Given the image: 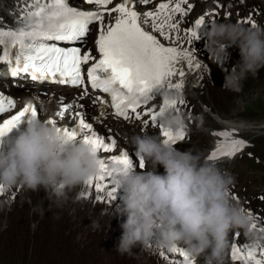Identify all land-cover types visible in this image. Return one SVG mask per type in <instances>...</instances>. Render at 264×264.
<instances>
[{"label": "clouds", "instance_id": "1", "mask_svg": "<svg viewBox=\"0 0 264 264\" xmlns=\"http://www.w3.org/2000/svg\"><path fill=\"white\" fill-rule=\"evenodd\" d=\"M204 36L212 64L224 72L223 89L241 92L243 81L264 68V28L214 22ZM232 46L239 48L241 60L229 71L225 65ZM162 95L169 104L184 99L179 90ZM163 127L172 132L185 129L183 114H166ZM131 142L136 156L152 168L137 172L133 167H113V182L124 193L119 215L127 217L117 251L130 253L137 244L148 249L154 243L168 252L183 246L194 258L203 256L205 264H226L231 255L229 233L237 229L248 232L252 249L264 247V228H253V218L234 201L235 178L222 172L210 156L180 151L159 135H136ZM103 162L90 144L69 140L47 120L34 118L7 149L0 147V186L5 191L43 189L49 199L63 204L69 193L102 174ZM158 166L164 174L157 172ZM80 196L77 193L76 200Z\"/></svg>", "mask_w": 264, "mask_h": 264}, {"label": "snow or ice", "instance_id": "2", "mask_svg": "<svg viewBox=\"0 0 264 264\" xmlns=\"http://www.w3.org/2000/svg\"><path fill=\"white\" fill-rule=\"evenodd\" d=\"M88 3L97 6H107L112 0H87ZM147 4L149 0H141ZM188 0H179L174 7L170 8L169 3H160L155 12L148 11L143 14L133 10L130 0H123L112 11L119 13L114 26H103V15L97 12H86L77 10L71 6L69 0H26L24 27L18 31L0 29V63H6L12 77L26 74L32 81L51 80L61 84L72 86L84 85V76L81 65L87 64L92 58L90 53L81 56L77 47L64 48L56 42H74L80 40L90 31L89 25L100 21L101 30L97 40L100 59L87 71V77L91 88L108 94L111 97V105L116 116L125 120L130 118V113L135 114L137 120L142 114L151 116V121L159 125L162 135L167 143L175 144L185 138L183 131L173 133L165 129L161 120L166 114H173L177 110L175 102L169 104L166 100L164 107L158 112L150 107L138 111L142 106L148 105L155 96L166 91L179 90L183 86L180 78L185 77V71H178L176 65L180 61H186L185 68L193 66V55L190 51L179 46V23L173 22L174 14L187 15L181 4H187ZM156 32L161 33L166 40H173L170 33L176 32L175 43L171 46H164L156 36L145 31L142 24L149 20ZM252 27L256 25L251 24ZM204 16L196 20L195 26L186 30V34L192 39L199 41L206 31ZM199 68V64L195 65ZM176 77L177 79H173ZM84 95H87L85 88ZM96 100H101L96 97ZM101 102H103L101 100ZM183 103V102H181ZM16 107L15 102L0 94V114H4ZM79 107H82L80 105ZM72 105L65 104L61 99V107L56 113L61 121L67 119L78 120L77 127H59L55 120H49L51 126L58 130L69 140H82L90 144L97 152L110 153L116 146V141L106 142L105 139L97 136L90 123H86L84 116L79 111L69 114ZM38 109L34 106H25L10 119L0 123V147L4 144V138L14 129H19L22 124L37 118ZM66 114L67 115L66 117ZM86 132L78 139V134ZM233 131H222L214 133L220 139L216 150L210 158L233 157L246 148L247 142L233 138ZM145 167L144 161L140 160L134 164L133 158L125 152L114 156L108 163L101 165L102 174L88 183L98 193H104L109 187L105 183L113 177V167ZM115 185V184H114ZM0 186V193L3 192ZM116 185L107 192L113 200ZM255 228L256 224L253 223ZM241 235H243L241 233ZM246 254L241 252L239 247L233 249V259L248 264H264V260L256 258V250L245 245ZM185 261L188 254L176 249Z\"/></svg>", "mask_w": 264, "mask_h": 264}, {"label": "rangeland", "instance_id": "3", "mask_svg": "<svg viewBox=\"0 0 264 264\" xmlns=\"http://www.w3.org/2000/svg\"><path fill=\"white\" fill-rule=\"evenodd\" d=\"M213 79L214 81L209 79L207 82L208 92L204 96V101L216 106L215 112L222 114V118L225 119L223 121L256 126L264 134V68L255 76L251 75L246 79L247 83L241 92H232L229 96H225L228 91L221 85L219 72H216V77ZM213 84L217 85L219 91L214 90ZM209 121L206 128H219L211 117ZM219 122L222 124V121ZM252 129L257 132L254 127ZM253 130L247 132H254ZM261 139L255 141L262 143ZM212 143L213 138L206 133L205 138H202L201 134L197 135L195 142L189 146L202 150L209 149ZM260 154L264 162V151ZM254 168L256 172H263L260 166ZM251 176L255 181L249 179V189L258 194L264 189V176L261 178H256V175ZM29 201L31 204L30 196ZM24 203H27V199L19 196L10 210H0V245L8 257L9 264H73L75 260L79 264H88L103 255L109 259L108 264H158L154 259L147 260L144 256L133 258L115 250L112 247L114 239L110 237L113 223L100 215L99 208L81 205L69 210L71 214L76 210L85 213L91 219V224L96 227L98 235L84 231L82 228L73 229L71 225L75 223L69 224L62 218L64 208L61 206L54 207L49 212L43 210L38 215V223H24L18 218L30 216L25 210ZM86 246L88 254L83 255L81 249ZM71 251L75 253V260L69 257Z\"/></svg>", "mask_w": 264, "mask_h": 264}, {"label": "bare ground", "instance_id": "4", "mask_svg": "<svg viewBox=\"0 0 264 264\" xmlns=\"http://www.w3.org/2000/svg\"><path fill=\"white\" fill-rule=\"evenodd\" d=\"M15 4L13 5V7H25V4H24V2L22 1V0H20V1H16V2H14ZM7 2H6V0H0V14H1V16H4V15H6V18H8V16H7V11H6V7H7ZM8 15H9V17H10V19H12V20H15L16 18H17V14L14 12V11H9L8 12ZM198 90L199 89H195V88H192V93H197L198 92ZM194 96H196V94H193ZM197 97V96H196ZM202 108L203 109H206L208 112H209V115L214 119V121L215 122H217V123H219L220 124V122L219 121H222V124H220L221 125V127H222V131H224L225 130V128H227L228 126H230V125H232V124H234V125H237L236 126V128L237 129H239V130H245V131H247V130H253L252 129V127H250L249 125H247V124H244V125H241V124H235V123H233V122H227V121H223V120H225V119H223L222 118V114H220L219 112H215L214 111V109L212 108V107H210V106H208V105H206V104H203L202 105ZM229 121H231V120H229ZM250 125H252V124H250ZM254 132H255V130H253ZM253 132V133H254ZM255 133H257V132H255ZM30 202V201H29ZM30 205V204H29ZM62 218L65 220V221H67L69 224L70 223H78L79 222V220H82V221H84L85 219L82 217L81 219H76V220H73L69 215H67V214H62ZM52 219V218H51ZM91 220V219H90ZM51 221V220H50ZM52 227V226H51ZM50 227V228H51ZM54 227V226H53ZM85 250L88 252V247L86 246L85 247Z\"/></svg>", "mask_w": 264, "mask_h": 264}]
</instances>
